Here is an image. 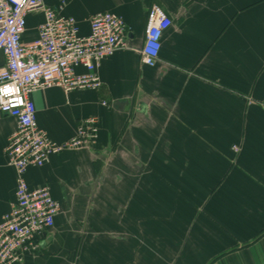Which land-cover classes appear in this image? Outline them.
Masks as SVG:
<instances>
[{
  "label": "crops",
  "instance_id": "1",
  "mask_svg": "<svg viewBox=\"0 0 264 264\" xmlns=\"http://www.w3.org/2000/svg\"><path fill=\"white\" fill-rule=\"evenodd\" d=\"M155 5L173 26L150 68L139 50ZM99 12L123 19L130 47L102 63V88L32 96L52 141L91 117L100 132L27 172L62 212L24 264H264V0H70L64 14L88 36ZM43 20L28 16L24 42ZM16 130L0 114V223L16 202Z\"/></svg>",
  "mask_w": 264,
  "mask_h": 264
},
{
  "label": "built area",
  "instance_id": "2",
  "mask_svg": "<svg viewBox=\"0 0 264 264\" xmlns=\"http://www.w3.org/2000/svg\"><path fill=\"white\" fill-rule=\"evenodd\" d=\"M70 0L51 8L45 0H0V114L13 118L17 130L6 153L16 172V202L0 223V264H24L44 249L45 237L61 214V205L48 187L30 188V168H43L49 160L68 150L96 143L100 124L97 117L80 122L77 135L58 144L39 127L36 92L59 88L64 93L99 91L102 63L117 52L128 50L127 28L118 15L99 12L90 19V34L80 33L78 21L64 14ZM41 12L38 37L24 42L27 19ZM173 20L159 6L147 18L144 41L139 50L143 65L155 68L160 60L162 38ZM104 105H107L104 103Z\"/></svg>",
  "mask_w": 264,
  "mask_h": 264
},
{
  "label": "water",
  "instance_id": "3",
  "mask_svg": "<svg viewBox=\"0 0 264 264\" xmlns=\"http://www.w3.org/2000/svg\"><path fill=\"white\" fill-rule=\"evenodd\" d=\"M124 104H128V102H124ZM116 106H121L122 107V103L121 102H117L116 104H115Z\"/></svg>",
  "mask_w": 264,
  "mask_h": 264
},
{
  "label": "rangeland",
  "instance_id": "4",
  "mask_svg": "<svg viewBox=\"0 0 264 264\" xmlns=\"http://www.w3.org/2000/svg\"><path fill=\"white\" fill-rule=\"evenodd\" d=\"M236 152H237V150H236ZM170 264H172V262H170Z\"/></svg>",
  "mask_w": 264,
  "mask_h": 264
}]
</instances>
